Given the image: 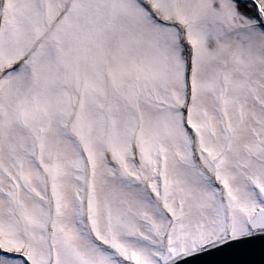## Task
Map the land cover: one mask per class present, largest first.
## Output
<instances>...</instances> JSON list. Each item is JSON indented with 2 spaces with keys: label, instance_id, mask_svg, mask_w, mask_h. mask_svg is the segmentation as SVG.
Here are the masks:
<instances>
[{
  "label": "snow or ice",
  "instance_id": "snow-or-ice-1",
  "mask_svg": "<svg viewBox=\"0 0 264 264\" xmlns=\"http://www.w3.org/2000/svg\"><path fill=\"white\" fill-rule=\"evenodd\" d=\"M0 264H264V0H0Z\"/></svg>",
  "mask_w": 264,
  "mask_h": 264
},
{
  "label": "water",
  "instance_id": "water-1",
  "mask_svg": "<svg viewBox=\"0 0 264 264\" xmlns=\"http://www.w3.org/2000/svg\"><path fill=\"white\" fill-rule=\"evenodd\" d=\"M256 259H259V256H257Z\"/></svg>",
  "mask_w": 264,
  "mask_h": 264
}]
</instances>
